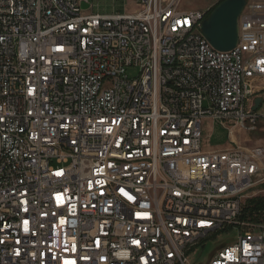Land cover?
<instances>
[{
	"label": "built area",
	"instance_id": "2783aa9c",
	"mask_svg": "<svg viewBox=\"0 0 264 264\" xmlns=\"http://www.w3.org/2000/svg\"><path fill=\"white\" fill-rule=\"evenodd\" d=\"M91 1L0 0V264H190L231 228L206 264H264V223L241 219L264 146L202 144L205 120L264 118V0L226 52L202 34L210 9Z\"/></svg>",
	"mask_w": 264,
	"mask_h": 264
},
{
	"label": "rangeland",
	"instance_id": "374dc122",
	"mask_svg": "<svg viewBox=\"0 0 264 264\" xmlns=\"http://www.w3.org/2000/svg\"><path fill=\"white\" fill-rule=\"evenodd\" d=\"M221 1L222 0H183L181 10L185 12L211 10ZM91 2L93 4L91 12L95 14L133 13L137 10V0H92ZM139 74L140 71L137 68L127 69V76L130 79L137 78ZM259 84L264 85V83ZM257 113L260 115L264 113V102ZM202 134L203 148L207 150H222L232 148L233 146L244 148L258 145L264 146V118L259 119L255 130H243L237 128L233 131V135H230L229 130L223 127L220 123L213 122L212 120H205L203 121ZM233 139H235L236 142H232ZM259 197H264V194L259 195L256 198ZM261 221L262 222L257 221V223H264V219ZM240 232L241 229L239 228H231L218 233L207 241L199 243V245L189 254L190 264H206L211 256L216 254L222 247L237 243Z\"/></svg>",
	"mask_w": 264,
	"mask_h": 264
},
{
	"label": "water",
	"instance_id": "95a60500",
	"mask_svg": "<svg viewBox=\"0 0 264 264\" xmlns=\"http://www.w3.org/2000/svg\"><path fill=\"white\" fill-rule=\"evenodd\" d=\"M245 6L246 0H225L202 23V34L216 50L226 52L236 48L239 41V19ZM260 103L261 99H257L254 111Z\"/></svg>",
	"mask_w": 264,
	"mask_h": 264
},
{
	"label": "trees",
	"instance_id": "16d2710c",
	"mask_svg": "<svg viewBox=\"0 0 264 264\" xmlns=\"http://www.w3.org/2000/svg\"><path fill=\"white\" fill-rule=\"evenodd\" d=\"M223 1L225 0H222L220 3ZM218 5L210 10L208 16ZM241 219L243 221L262 222L261 220L264 219V197L249 200L245 205Z\"/></svg>",
	"mask_w": 264,
	"mask_h": 264
},
{
	"label": "crops",
	"instance_id": "0c3cea01",
	"mask_svg": "<svg viewBox=\"0 0 264 264\" xmlns=\"http://www.w3.org/2000/svg\"><path fill=\"white\" fill-rule=\"evenodd\" d=\"M233 142H236L235 139H233Z\"/></svg>",
	"mask_w": 264,
	"mask_h": 264
}]
</instances>
